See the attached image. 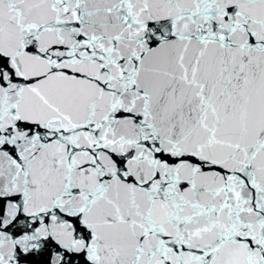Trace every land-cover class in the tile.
<instances>
[{
	"label": "snow or ice",
	"instance_id": "snow-or-ice-1",
	"mask_svg": "<svg viewBox=\"0 0 264 264\" xmlns=\"http://www.w3.org/2000/svg\"><path fill=\"white\" fill-rule=\"evenodd\" d=\"M0 264H264V0H0Z\"/></svg>",
	"mask_w": 264,
	"mask_h": 264
}]
</instances>
